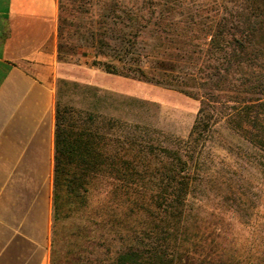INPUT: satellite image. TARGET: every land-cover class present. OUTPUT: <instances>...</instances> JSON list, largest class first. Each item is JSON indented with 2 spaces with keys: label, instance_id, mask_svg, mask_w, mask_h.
<instances>
[{
  "label": "trees",
  "instance_id": "obj_1",
  "mask_svg": "<svg viewBox=\"0 0 264 264\" xmlns=\"http://www.w3.org/2000/svg\"><path fill=\"white\" fill-rule=\"evenodd\" d=\"M240 2L217 0L225 6H213L212 20L179 1L162 9L156 0H133L141 12L112 2V23L90 36L113 60L101 66L128 77V63L136 64L144 81L175 87L201 108L189 137L169 148L151 126L101 114L97 88H89L87 109L64 104V88L80 86L59 82L51 264H264V250L246 262L223 257L207 244L213 233L188 226L191 168L220 122L264 154V8ZM148 33L155 43L143 54Z\"/></svg>",
  "mask_w": 264,
  "mask_h": 264
},
{
  "label": "rangeland",
  "instance_id": "obj_2",
  "mask_svg": "<svg viewBox=\"0 0 264 264\" xmlns=\"http://www.w3.org/2000/svg\"><path fill=\"white\" fill-rule=\"evenodd\" d=\"M60 1L57 47L63 76L58 79L57 88L61 80L80 86L64 88V104L87 109L91 105L89 88H97L101 96V114L151 126L159 132L155 137L165 147L171 148L186 140L198 117L200 100L175 87L144 81L136 64L128 63V68H134L125 70L130 74L128 77L110 74L101 66L113 60L99 55L90 36L102 28V22H106L107 27L112 23V10H115L112 2L115 0H65L64 10ZM124 1L128 9L137 8L141 12V4ZM156 1L162 9L178 5L179 1L186 9L198 10L211 20L217 12L211 11L213 6L222 11L225 6L215 5L217 0ZM252 1L256 7L264 8V0ZM239 4L247 6L244 0ZM226 6L238 5L230 3ZM150 12L151 9L144 6L143 15L149 18ZM140 41L143 46L139 49L143 48V54L155 43L149 33ZM106 54L115 55L111 49ZM147 65L142 67L145 69ZM201 150L198 164L191 168L193 189L187 209L189 230L196 231L200 227L207 238L213 233L207 244L214 241L213 247L218 246L219 253H228L223 257L234 254L235 258L246 262L264 250V154L224 122L215 127Z\"/></svg>",
  "mask_w": 264,
  "mask_h": 264
},
{
  "label": "crops",
  "instance_id": "obj_3",
  "mask_svg": "<svg viewBox=\"0 0 264 264\" xmlns=\"http://www.w3.org/2000/svg\"><path fill=\"white\" fill-rule=\"evenodd\" d=\"M59 0H0V264H51Z\"/></svg>",
  "mask_w": 264,
  "mask_h": 264
}]
</instances>
